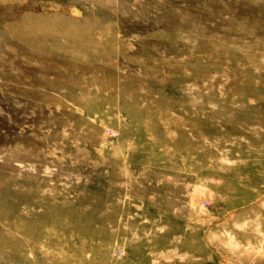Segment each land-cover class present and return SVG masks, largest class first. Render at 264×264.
<instances>
[{
  "label": "rangeland",
  "instance_id": "1",
  "mask_svg": "<svg viewBox=\"0 0 264 264\" xmlns=\"http://www.w3.org/2000/svg\"><path fill=\"white\" fill-rule=\"evenodd\" d=\"M0 264H264V0H0Z\"/></svg>",
  "mask_w": 264,
  "mask_h": 264
}]
</instances>
